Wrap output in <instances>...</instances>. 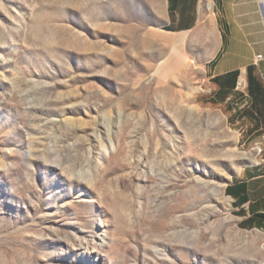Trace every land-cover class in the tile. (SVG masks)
<instances>
[{
    "label": "rangeland",
    "instance_id": "374dc122",
    "mask_svg": "<svg viewBox=\"0 0 264 264\" xmlns=\"http://www.w3.org/2000/svg\"><path fill=\"white\" fill-rule=\"evenodd\" d=\"M164 8L0 0V264H264L226 194L264 173L256 107Z\"/></svg>",
    "mask_w": 264,
    "mask_h": 264
},
{
    "label": "crops",
    "instance_id": "0c3cea01",
    "mask_svg": "<svg viewBox=\"0 0 264 264\" xmlns=\"http://www.w3.org/2000/svg\"><path fill=\"white\" fill-rule=\"evenodd\" d=\"M205 27L213 30L214 39L206 46V69L216 94L235 91L243 78L264 130V0H165V32L185 34L201 29L204 35ZM252 84L260 92L255 103L249 94ZM241 183L246 184L248 202L236 204L235 211L245 212V219L251 216L246 212L251 207L253 213H264V173L230 185Z\"/></svg>",
    "mask_w": 264,
    "mask_h": 264
},
{
    "label": "trees",
    "instance_id": "16d2710c",
    "mask_svg": "<svg viewBox=\"0 0 264 264\" xmlns=\"http://www.w3.org/2000/svg\"><path fill=\"white\" fill-rule=\"evenodd\" d=\"M228 94L227 91H223L220 90L216 96H220V97H226V95ZM249 94L251 97L254 98V103L256 101L257 96H259L260 92L258 90L255 89V85H250L249 86ZM235 183V182H234ZM246 193V184L245 183H241L240 185H229L226 189V194L230 197H232L233 199H235V204L238 205H242L248 202V199L245 195ZM252 207L250 209V213H251ZM242 211H240L239 213H241ZM245 213V212H244ZM241 224H246V225H253L256 224L258 228L263 229L264 228V213H253L251 214V216L247 219H245Z\"/></svg>",
    "mask_w": 264,
    "mask_h": 264
},
{
    "label": "built area",
    "instance_id": "2783aa9c",
    "mask_svg": "<svg viewBox=\"0 0 264 264\" xmlns=\"http://www.w3.org/2000/svg\"><path fill=\"white\" fill-rule=\"evenodd\" d=\"M262 58V56H259L258 57V59H261ZM241 86H244L245 87V84H244V82H242L241 80L239 81V83H238V87H241ZM245 89V88H244Z\"/></svg>",
    "mask_w": 264,
    "mask_h": 264
},
{
    "label": "bare ground",
    "instance_id": "6f19581e",
    "mask_svg": "<svg viewBox=\"0 0 264 264\" xmlns=\"http://www.w3.org/2000/svg\"><path fill=\"white\" fill-rule=\"evenodd\" d=\"M189 67L193 68V66H192V65H189ZM241 81H242V82H244V79L242 78V79H241Z\"/></svg>",
    "mask_w": 264,
    "mask_h": 264
}]
</instances>
